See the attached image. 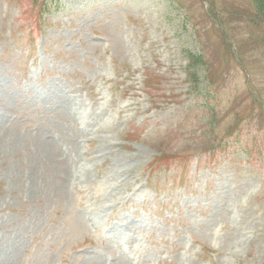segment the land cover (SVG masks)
<instances>
[{
	"label": "rangeland",
	"instance_id": "obj_1",
	"mask_svg": "<svg viewBox=\"0 0 264 264\" xmlns=\"http://www.w3.org/2000/svg\"><path fill=\"white\" fill-rule=\"evenodd\" d=\"M0 264H264V0H0Z\"/></svg>",
	"mask_w": 264,
	"mask_h": 264
}]
</instances>
